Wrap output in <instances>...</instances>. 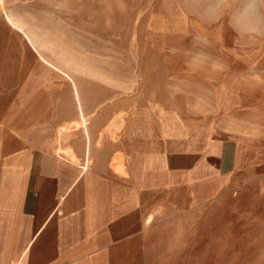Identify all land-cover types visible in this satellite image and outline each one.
Returning <instances> with one entry per match:
<instances>
[{
	"label": "rangeland",
	"instance_id": "rangeland-1",
	"mask_svg": "<svg viewBox=\"0 0 264 264\" xmlns=\"http://www.w3.org/2000/svg\"><path fill=\"white\" fill-rule=\"evenodd\" d=\"M0 120L23 124L38 155L65 154L83 129L100 148L165 155L262 138L264 0H0ZM215 197L196 254L170 264H264L250 236L264 234V172ZM243 232L253 247L236 245Z\"/></svg>",
	"mask_w": 264,
	"mask_h": 264
},
{
	"label": "crops",
	"instance_id": "crops-1",
	"mask_svg": "<svg viewBox=\"0 0 264 264\" xmlns=\"http://www.w3.org/2000/svg\"><path fill=\"white\" fill-rule=\"evenodd\" d=\"M72 89L81 120L83 105ZM21 126L0 124V264L181 262L182 254H196L197 223L212 221L222 201L215 195L264 172V137L165 155L144 143L100 148L83 129L65 154L38 155L22 146L28 134ZM252 227L251 237H264ZM248 234L238 247L255 245Z\"/></svg>",
	"mask_w": 264,
	"mask_h": 264
}]
</instances>
